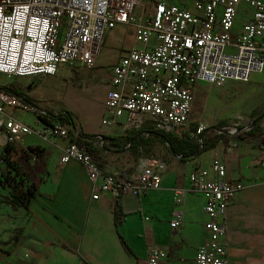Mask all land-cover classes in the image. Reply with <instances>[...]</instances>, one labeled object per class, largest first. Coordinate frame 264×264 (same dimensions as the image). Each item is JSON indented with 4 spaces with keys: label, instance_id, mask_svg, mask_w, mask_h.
Segmentation results:
<instances>
[{
    "label": "built area",
    "instance_id": "obj_1",
    "mask_svg": "<svg viewBox=\"0 0 264 264\" xmlns=\"http://www.w3.org/2000/svg\"><path fill=\"white\" fill-rule=\"evenodd\" d=\"M243 1L0 0V75L52 77L64 65L94 68L107 33L118 25L133 26L135 43L113 67L105 101L110 116L102 125L113 127L124 118L127 129L148 127L146 136L153 131L183 138L201 83L222 88L228 82L248 83L254 73L264 72V2L245 0L252 16L236 34ZM15 111L46 118L39 133L43 139H69L61 162L76 160L85 166L93 200L104 193L116 200L140 197L161 188L166 163L160 158L144 157L136 178L109 172L89 152L93 141H77L80 134L74 126L60 120L67 113L51 114L6 88H0L3 150L34 131L14 117ZM204 129L200 127L197 134ZM228 173L216 156L209 169H197L190 176V189L203 195L208 216L207 240L198 249L196 264H229L225 216L244 186L229 181ZM187 193L177 189L174 198L181 202ZM182 223L183 215L178 214L171 227ZM168 255L152 248L147 264H166Z\"/></svg>",
    "mask_w": 264,
    "mask_h": 264
},
{
    "label": "crops",
    "instance_id": "obj_2",
    "mask_svg": "<svg viewBox=\"0 0 264 264\" xmlns=\"http://www.w3.org/2000/svg\"><path fill=\"white\" fill-rule=\"evenodd\" d=\"M252 12L244 0L240 6L234 33L241 31L243 23L252 16ZM124 32H131L127 34V40L119 37ZM135 35L136 29L129 25H118L107 33L103 47L110 37V43L118 50L119 57L113 61L110 70L105 71L98 63L102 47L88 86L75 87L65 81V77L69 75V65L61 67L58 77H35L45 78V81L57 78L59 87L53 86V91L59 93L67 88L76 93L75 100L69 98L66 101L69 106L60 104L53 107L54 110H46L43 103L45 99L49 103L56 101L49 96V87L44 90L36 85L38 90L42 91V95L38 94V99L30 93H27L30 96L27 97L21 91L15 90L11 87L14 83H10L11 86L0 85V88L14 91L30 104L51 114L72 112L75 115V131L80 135L96 137L91 145L98 151L95 155L98 162L109 172L136 178L142 171V159L146 157L142 155L145 151L143 148L139 149L140 157L131 172L116 170L113 164L108 165L104 161V157L108 155L106 144L110 143L105 137L117 138L116 131L122 133L132 129L125 127L124 118L119 125L109 129L102 125L103 119L108 116L105 101L111 87L113 67L124 51L134 45ZM73 68L85 67L78 65ZM37 81L40 83L41 79ZM100 85L105 87V92L101 97V107L97 109L96 88ZM202 85L209 84L201 83L197 94ZM16 113L22 114L15 111L14 117ZM76 115L84 116L85 119L78 122ZM191 124L192 119L186 134L198 137L200 151L185 159L171 148L167 162L160 158L166 163L160 189L151 190L140 197L125 195L119 200L112 194L104 193L100 200H93V183L85 166L76 160L66 164L61 162L69 139H43L39 135L46 126L43 122L41 131L27 135H35L34 142L25 144L22 142L27 137L25 136L19 141V147L14 145L15 155L23 158L18 161L19 166L23 163L24 170H31L40 183L38 195L27 209L14 208L0 202V264H147L149 251L155 247L169 254L166 264H196L198 249L207 240L205 225L208 216L204 211L203 195L190 189V176L197 169H209L216 156L227 165L228 180L242 183L244 186L236 203L229 207L225 216L229 264H264V139L242 138L246 129L241 128L238 123L211 126L200 123L195 127ZM200 127L205 129L198 135ZM210 134L217 135L218 139H215L210 150L202 152L206 136ZM222 136L230 140L227 142ZM30 146H40L43 149L42 162L29 153L31 159L26 161L25 151ZM1 151L2 148L0 163L7 164ZM2 166L0 164V167ZM177 189L188 191L186 198L181 202L174 198ZM10 191L9 187L0 186V198L9 196ZM117 202L123 213L120 227L116 226ZM178 214L183 215V223L177 228H172L171 222ZM121 236L132 252L124 246ZM12 245L15 246L8 253L6 250Z\"/></svg>",
    "mask_w": 264,
    "mask_h": 264
},
{
    "label": "rangeland",
    "instance_id": "obj_3",
    "mask_svg": "<svg viewBox=\"0 0 264 264\" xmlns=\"http://www.w3.org/2000/svg\"><path fill=\"white\" fill-rule=\"evenodd\" d=\"M149 4V3H148ZM127 34H131V32L123 33L119 35L121 39H126ZM119 57V52L114 45L110 43V37L107 38L106 43L102 49V53L100 55L98 63L99 67L103 68L105 71L110 70V66ZM67 71L69 75L65 77V81L68 84L73 86H88V80L94 75V68H80L75 69L72 66L67 67ZM61 74V71L56 75L58 77ZM52 78V77H50ZM41 79L40 83H37ZM57 79V78H56ZM45 81V78H8L4 75H0V85L2 86H11L10 83H14L11 87L15 90L21 91L27 97V93H30L32 97L38 99V94L42 95L41 89L38 90V87H42L44 90L50 88V97L56 99V101L52 102H43L46 106L45 109L50 111L54 110L60 104H65L66 101L70 98L75 100L74 98L77 96L76 93L71 92L67 88H64L62 92L53 91L54 87H59L58 80ZM105 77H102L104 80ZM38 85V87L36 86ZM105 92V87L100 85L96 88V97H95V105L96 108L99 109L101 107V97ZM13 94H16L12 91ZM37 94V95H36ZM17 95V94H16ZM38 96V97H37ZM69 106V105H68ZM73 109L72 107H70ZM98 111V110H97ZM72 118L75 122V115L70 112ZM95 115V113H94ZM100 116V113H98ZM108 116L110 114L108 113ZM15 118H17L20 122L27 124L33 132H39L43 128V121L39 119L37 114L34 112L28 113H16ZM76 118L79 121L85 119L84 116L76 115ZM192 127L198 126L200 123L208 124V125H229L238 123L241 128H245L246 131L243 133V137L250 138H258L264 139V72L253 74L251 78V82L249 83H241V82H228L224 87L218 88L212 85H202L198 89V94L196 96V101L194 104V110L192 115ZM125 120V119H124ZM106 129H109L107 127ZM130 131V130H129ZM128 131L120 133V131H116V137L121 139V143L115 145V140L111 141L109 144H106L108 155L104 157V161L106 164H113L116 167V170L119 171H130L133 169L134 165L137 163L138 158L140 157L139 147H130L128 144L127 135ZM188 135V134H187ZM218 136L215 134H210L206 136V141L209 143H214L215 139ZM224 140L227 142L230 138L226 136H222ZM36 140L35 135L27 136L22 140V142L30 143ZM236 140V138H234ZM192 143H198V137L193 138ZM18 142L16 147H19ZM99 144V143H98ZM100 145V144H99ZM98 145V146H99ZM20 149V148H18ZM144 153L142 155L146 157H158L162 160H168V153L171 155V149H168V146H164L161 142H154L151 145H144ZM3 151H1V154ZM33 162V161H32ZM3 166L0 167V179L3 180L5 175L11 173V175H15V170L13 167L8 166L7 164L0 163ZM23 171L24 164H20ZM169 170H171V165L169 166Z\"/></svg>",
    "mask_w": 264,
    "mask_h": 264
},
{
    "label": "trees",
    "instance_id": "obj_4",
    "mask_svg": "<svg viewBox=\"0 0 264 264\" xmlns=\"http://www.w3.org/2000/svg\"><path fill=\"white\" fill-rule=\"evenodd\" d=\"M67 114H63L60 117V120L64 122L67 125L75 126V122L72 118V115L70 112H65ZM39 119L45 123H48L46 118L43 116H39ZM148 127H144L141 129H132L127 135L128 144L130 147H139V149H144V145H151L154 142H161L164 146H168V149L174 150L178 155H182L183 158L188 159L191 156L195 155L198 151H200V142L199 143H192L191 141L193 136L191 135H185L183 138H178L175 136H172L170 134H166L164 132H153L150 131L151 135L146 136L144 135L145 132H148ZM80 138L77 139V141H80L82 138L94 141L96 140L94 135H80ZM75 138V137H74ZM105 139H109L111 141L115 140V145H118L121 143V139L119 137L113 138V137H105ZM75 140V139H73ZM92 143L89 145V152L95 155L98 153L97 149H95L92 145ZM214 146L213 143L208 144L206 141L203 143V151L206 152L210 150ZM42 152L43 149L40 146H30L28 147L27 151H25L26 156L24 158L27 160L31 159L28 155V153L39 159V162L43 161L42 159ZM15 149L14 146H8L3 150V160L5 163H7L8 166L13 167L15 170V175H11V173H8L5 175L4 179H0V186L1 187H9L10 188V194L9 196L1 197L0 202L3 204L11 205L14 208L23 207V208H29L32 200L38 195V187L40 181L37 180L34 173L29 171H23V169L19 166V162L22 157H17L15 155ZM96 158V157H95ZM39 167V166H38ZM116 214V226L120 227L122 224V218L123 213L119 206V203L117 202V208L115 210ZM121 239L123 240L124 246L132 252V250L129 248L126 240L121 236ZM15 245H12L8 250H6L8 253H10Z\"/></svg>",
    "mask_w": 264,
    "mask_h": 264
},
{
    "label": "water",
    "instance_id": "obj_5",
    "mask_svg": "<svg viewBox=\"0 0 264 264\" xmlns=\"http://www.w3.org/2000/svg\"><path fill=\"white\" fill-rule=\"evenodd\" d=\"M75 127V126H74ZM75 129V128H74Z\"/></svg>",
    "mask_w": 264,
    "mask_h": 264
}]
</instances>
